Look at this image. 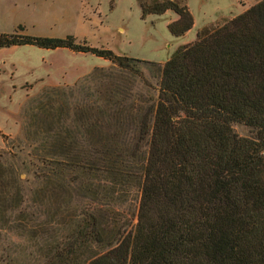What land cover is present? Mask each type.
Wrapping results in <instances>:
<instances>
[{
	"label": "rangeland",
	"instance_id": "1",
	"mask_svg": "<svg viewBox=\"0 0 264 264\" xmlns=\"http://www.w3.org/2000/svg\"><path fill=\"white\" fill-rule=\"evenodd\" d=\"M176 1L195 18L182 36L168 28L178 18L173 10L142 18L138 0H0V33L73 34L83 44L164 65L180 45L194 42L199 30L260 0ZM141 67L143 76L91 52L31 44L0 48V209L15 211L6 214L14 232L0 238L5 249L0 264H11L12 253L20 261L31 259L22 249L26 240L17 236L25 226L16 217L19 211L29 218L30 238L38 243L29 249L46 259L44 264L55 257L52 236L59 242L70 234L50 208L60 198L49 190L41 200L38 190L53 177L52 165L64 168L71 186L70 195L62 192V202H91L107 243L136 222L150 138L140 129L146 114L153 119L160 83L154 65ZM217 115L238 136H255L251 126ZM49 160L61 164L45 165ZM71 245L67 240L59 254Z\"/></svg>",
	"mask_w": 264,
	"mask_h": 264
},
{
	"label": "trees",
	"instance_id": "2",
	"mask_svg": "<svg viewBox=\"0 0 264 264\" xmlns=\"http://www.w3.org/2000/svg\"><path fill=\"white\" fill-rule=\"evenodd\" d=\"M138 1L142 18L173 10L174 36L194 26L186 4ZM25 44L91 52L142 76L141 63H150L160 77L153 119L146 114L141 124L149 148L129 230L118 229L107 243L91 202H62V192L71 194L64 168L50 164L54 175L38 188L41 200L49 190L60 198L53 214L81 219L78 239L90 237L106 250L88 264H264V0L199 30L164 65L83 44L73 34L0 33V48ZM217 114L251 126L255 136H238ZM52 162L61 164L44 163Z\"/></svg>",
	"mask_w": 264,
	"mask_h": 264
},
{
	"label": "crops",
	"instance_id": "3",
	"mask_svg": "<svg viewBox=\"0 0 264 264\" xmlns=\"http://www.w3.org/2000/svg\"><path fill=\"white\" fill-rule=\"evenodd\" d=\"M5 203V202H4ZM5 206V205H3ZM8 213H14L12 210L9 209H0V238L3 237L4 231H13L10 230V223H11V216L6 215ZM16 217L19 221H22L24 223V227L21 231L22 234H18V237H22L26 240L25 246L22 248L23 252L28 253L31 255V259L28 261H20L16 257H14L15 253H12L13 257H10L11 264H44L46 262V259L43 258H36L35 252L31 251L30 247H37L38 243L31 239L30 236L32 235L31 229V223L29 221V218L23 215L21 211L16 214ZM63 220L61 223H63L67 228L68 232L70 233L68 236H60L58 237V241L56 240L55 236H52V241L54 243V251H50V256H54V258H50L51 264H88L90 260L95 258L96 256L100 255L101 253L105 252L106 250H103L95 241H93L90 237L88 239L80 238L78 239V231L80 230V218H73V217H66L62 216ZM104 235V234H103ZM105 236V235H104ZM106 237V236H105ZM67 240H71V244L73 246V249L71 253H66L64 250V253L59 254L57 251L59 248L63 247L64 243ZM4 251L5 249L0 247V251ZM14 252V249H13ZM34 256V257H33Z\"/></svg>",
	"mask_w": 264,
	"mask_h": 264
}]
</instances>
